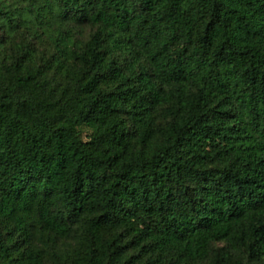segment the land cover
I'll return each mask as SVG.
<instances>
[{"label":"trees","instance_id":"16d2710c","mask_svg":"<svg viewBox=\"0 0 264 264\" xmlns=\"http://www.w3.org/2000/svg\"><path fill=\"white\" fill-rule=\"evenodd\" d=\"M0 264H264V0H0Z\"/></svg>","mask_w":264,"mask_h":264},{"label":"rangeland","instance_id":"374dc122","mask_svg":"<svg viewBox=\"0 0 264 264\" xmlns=\"http://www.w3.org/2000/svg\"><path fill=\"white\" fill-rule=\"evenodd\" d=\"M93 28L90 26H80V27H74L73 32L76 34L77 37L85 40L88 38V36L92 33ZM37 48H44L43 45L36 42Z\"/></svg>","mask_w":264,"mask_h":264}]
</instances>
